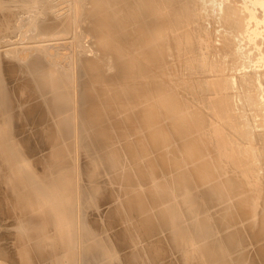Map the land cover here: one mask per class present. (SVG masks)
Returning a JSON list of instances; mask_svg holds the SVG:
<instances>
[{
    "label": "rangeland",
    "instance_id": "1",
    "mask_svg": "<svg viewBox=\"0 0 264 264\" xmlns=\"http://www.w3.org/2000/svg\"><path fill=\"white\" fill-rule=\"evenodd\" d=\"M81 1L83 0H67L66 4L74 7V13L70 16V18H68V20L64 22L61 30L64 29L63 26L69 21V19L71 22V29L75 23L77 24L79 22L83 23V25L85 26H88L90 24L89 23L90 16L88 15L91 14V12L93 13L97 9H100L93 3L92 0H90L91 3L89 5L90 6L89 9H92V11L88 10V12H86V8L81 4ZM182 1L180 2V0L179 1L177 0V2L175 3L174 0L173 1L169 0V2H167V4H169L168 6L169 8L170 6H175V8L173 7L170 9L168 8L169 11L171 10V12H173L175 11V9L176 11L183 10L182 12L180 11L182 14H176V15L175 14H162L161 12L160 14H158L159 12L157 11L156 12L157 14H151V16L148 17V18L153 17L154 19L156 17L155 21H158V20L160 21L159 28H158L159 34L156 36V38L154 37L151 38V40L154 39L153 41H150L148 39L147 45L143 46V47H149V46L154 47V53L152 54V57H150L149 52H147L146 54L143 52L139 54L137 53L138 56L136 57H138V60H135V62L141 63V65H143L142 67H145V70L143 73L144 76L143 75L141 76V74L138 72L133 74L134 76H133L132 81L135 83V86H137V89L135 91H132V94L133 92H137L138 96L131 95L132 96L131 97L130 94H127L121 91L122 93H120V96L117 97L114 94L115 93L114 90L117 87V85L121 84L122 82L119 83L115 81H112V82L109 81V82H102L101 84L99 82H95V85L94 84L92 85L90 84L91 82H89L88 79H86L85 81V78H86L85 75L88 74L85 71L86 72V73L84 72L85 75H82V77L80 75L78 77L79 79L78 82H80L82 78L84 82L81 81L82 83L80 82L81 84L77 86L79 89L77 88V90L76 89L74 90L75 92L79 91V92H76L77 93L76 95H74L75 98L77 97L79 99L74 100L75 104H73L70 107L62 108L60 104V100L55 99L57 98V96L54 95L53 91H51L52 93L51 95V93L49 92L50 90H49L47 92L46 91L43 92L45 93L43 94L44 97L47 95L45 98L42 96L41 93L37 91L35 93L36 95L34 93L28 94L26 96V99L28 100L22 99L23 97L21 96L22 101L20 99L19 103L17 104L15 101L16 107L14 109L17 110L18 108L19 110H22V113L23 111L24 112L26 111L27 113V114L23 113L24 116L22 117V121L24 122H22L21 120L10 122V120H8L9 118L5 116L6 113L8 112V106H6L7 108L6 112L1 111L2 108H0V123L3 122V118L4 120L6 119L9 122V126L7 127V129L0 127L1 132L4 134L3 135L1 133V135L3 136V139H2L3 141L0 142V171L3 169L0 172V199H1L0 200V220L2 219L0 221V230L2 228V230L0 231V261L3 260L4 262L1 261L0 264H10V263L11 264H55L54 260L56 258H57L56 260H59L61 264H131V262L132 264H135V263L136 264H167V263L168 264H231V262L235 258H237L238 255L244 256L246 257V259L250 258L248 259V264H258V262L259 264L261 263L264 264V261H261V260H264V258L260 259L262 256V253L258 250L259 248L264 247V235H262L264 234L262 233L264 232V230H262L261 228L262 226H264V223H262L264 222L262 221L264 220V218L262 219L260 218V217H264V213H262L264 212V201L261 202V200H264L262 199V195H264L262 194L264 193V191L262 190L264 189H261V188H264V186H261V185H264V182H261L262 180H264V177H261V176H264V174H262L264 173L262 172L264 170L260 171L261 169H264V167H262L264 166V164H262L264 163V156H262L264 155V103L260 104V102H264V62H262L264 61V47H262L264 46V14H261V13H264V9L260 8V6L258 5L251 4V6H249V9H253V10H250L251 14L249 15L246 14L247 16H249V17H246L243 11L244 9H246V7H248L249 0H245V1L244 0H239V1L238 0H216V1L215 0L213 1L211 0H204V1L203 0H186L185 2L187 4H185L184 1L183 2ZM95 3L98 4L99 6V2L97 0ZM180 3L181 4L184 3L185 5L182 4L183 6H181L182 8H180ZM243 3H245V5ZM220 4L222 7L220 6ZM43 7H45V3H43L42 0H0V15L2 14L18 15L19 14L23 18H27L26 19L27 20L26 29L28 30V34H30V38H27V41L31 44L33 40H35V38H32L33 35L34 36L46 35L45 33L52 31L49 29L40 28V25L43 24L47 20V17H46L47 14L44 11L45 8ZM183 7L184 9L188 8L189 10L186 9L184 11ZM255 12L257 14H255ZM258 13H260L262 17L260 16V14L258 15ZM257 16L259 17V19L261 17L259 22H258ZM242 18L244 22L242 21ZM152 19L150 20L153 21L154 19L153 20ZM255 20L258 23H262V25L260 24L262 28L258 23L256 24ZM249 26L252 28H256V29L252 30ZM246 30L249 33V37H247L248 33L246 32ZM251 32L253 34L255 33V35H253ZM1 34L2 33H0V35ZM70 34L71 33L64 34V36L68 37L70 36ZM83 36H84L83 34L79 35V41H80L79 44L82 42H85L84 41L85 38ZM244 36L247 37V40H246V37ZM251 36H252V39L250 43ZM253 37L255 40L257 39V41H255ZM5 39H7V37H3V39H0V40L5 41ZM91 39H92V36L90 35L89 37L86 38V42L88 41L91 42L90 41ZM74 40H75V37H74ZM253 43H255L254 44L256 45L255 47ZM85 47L86 48H79V46H77V49H80L79 51L83 52L84 56L85 55L86 57L89 56V58H92L94 62H96L97 64L99 63L98 67L97 66H94L95 68L91 67L90 71H92V73H95L96 71L101 70L103 72L105 71L106 74H112L116 71L117 62H115L116 60L111 53L108 52L110 54L109 55L107 51H104V49L101 50L99 48V45L94 46L92 45V43H90V47L88 46H85ZM189 47L191 48L189 49ZM7 57L8 56H6V59ZM195 57H198L200 59L195 58ZM9 58H11L12 60L9 61ZM14 60L16 59H13L12 57H8L7 62L8 63L10 62L11 64V61H12L13 62L12 65H15V62L16 64L21 63L17 60L16 61ZM24 62L26 61H23V63ZM137 63L133 68H131L132 70H135L138 65L141 66L140 64H137ZM145 63H147L149 66ZM196 63L199 68L195 66ZM198 63H200V65ZM158 64H160V66ZM93 65H96V64L94 63ZM0 66H1V63H0ZM112 66L114 69L112 68ZM62 67H65V69ZM62 67L58 65L56 66L55 64L52 65L51 63H49V65L43 64L42 66H40V68L43 70V78L46 84L48 85V87L58 86V85H62L64 87L65 85L67 86V90H66L67 94H70L72 93V90L70 87V81H69L71 78L68 80L65 78H68V76L73 75L75 72H77V70L73 73L72 66L70 67L62 66ZM146 69L148 72L146 71ZM25 71L28 72V74ZM204 71L207 72V75L205 74L206 72ZM18 72L20 73V76L17 75ZM3 73L4 72L0 70V78L3 82V87L0 88V95L1 93H4L6 89L5 86L7 83H8L7 85L10 84L11 88H13L15 85L20 83L21 80L22 82L20 84H23L26 80L30 82L31 80H33V75H31L32 73L29 71L28 68H26L24 72L23 70L19 71L16 68V70L11 75L12 78L11 77H10L11 79L9 78L10 80L7 79V76H5V74ZM145 73H147V75H145ZM151 73L152 74L154 73V74L148 75ZM200 73H202L203 75ZM14 75H16L15 77L17 78L13 77ZM23 75H24V78H23ZM4 76L6 77L7 80H9L7 81V83H6ZM30 77L32 79H30ZM15 79L17 81L16 82L17 84L15 83ZM214 79L216 80L217 79H220V80L227 79V80L224 81L226 83L222 81L225 85L222 84L221 90H220L218 88L216 89V87L214 89V85L211 83V80H214ZM202 80L204 81L202 82ZM10 81H13L15 84ZM145 82L146 84H144ZM207 82H208V85H207ZM20 84H18L14 88L18 87ZM96 84L98 86H102V90H103L102 92L98 94H96L94 91L96 88ZM156 84L158 86L157 91H155V89L151 90L152 92L150 90H146L149 86L151 85L156 86ZM58 89L62 90L61 86H58ZM51 90H54V89H51ZM80 90L82 91V93L80 92ZM19 92H21V90H19ZM78 93L80 94L78 95ZM23 94L24 92L22 91V95ZM210 95L211 97H209ZM53 96L54 98H52L53 99L52 100L51 97ZM80 96L82 98V101L80 100ZM82 96L85 98V100ZM215 96L216 98H214ZM220 96H224L225 98L229 99L230 103L227 105L229 106L228 107L229 109L226 108L228 109L226 110L228 112L223 111L224 113L217 114V107H215L217 105L216 99H218ZM211 98L214 101L213 105L211 103L212 102ZM14 99L17 100V98L15 97ZM45 99H48V101H50V104H51L50 106H48L49 105L48 101ZM34 100L37 101L36 104L40 103L36 106L37 108L35 107L36 104ZM29 101H31V103ZM99 101L100 103L101 102L104 103L105 106L101 107L102 105L99 103ZM232 101L235 103H233ZM256 101L258 103H256ZM209 103L213 106L212 108H210L211 105ZM214 103L216 105H214ZM11 104L12 103L9 102L8 105L11 106ZM41 104H45V106ZM79 105H81L80 108H79ZM18 106L22 109H20ZM24 106H27L29 109L27 107L23 109ZM39 106H42V107L44 106L43 107L44 109L41 107L40 112H36V110L39 111V108H40ZM46 107L49 110L52 107L51 111H48ZM86 107L87 109H85ZM204 107H206L205 110L203 109ZM96 108L97 110L98 108H100L101 111H105V114L107 115H102V117H100V119L97 122L96 120L93 119L95 122L94 123L92 122V117L94 118L96 113L100 111L98 110L96 112ZM46 109H47L48 114L51 115V118L48 114L45 113ZM84 110H86L87 114H89L88 116L85 113H83L84 115L82 116V112H84ZM41 112L45 114L44 115L45 117L48 116L49 119L48 118L43 119L44 116H42ZM89 112H92V113H89ZM225 112L226 113L231 112L230 113L231 115H228ZM36 113L37 115L40 114L39 115L40 118L32 117V115L34 116L36 115ZM54 113H56V115ZM222 114L224 116L221 117ZM26 115L29 117H27ZM217 115H220L219 116L220 118H218ZM30 116L31 118L33 119L35 118V120H37V122L36 121L34 122L35 124L38 123L36 124L38 125L37 127L35 124L34 125L30 124L31 123ZM84 116H87V117H84ZM23 118L26 120H24ZM86 118L88 119L91 118V120H88L90 121L89 123L86 122L87 121ZM119 118H121V120L123 121H121ZM27 119H29L28 120L29 122L27 121ZM33 119L31 121H34ZM118 119H119V122H117ZM200 120L204 124H202ZM219 120L220 122H218ZM38 121L41 123L39 124ZM53 121H56V122H54L53 124L52 123ZM16 122L19 125L21 123L20 127H18L19 125L16 124ZM27 122L30 125H28ZM223 122H225V125ZM12 123H14V125ZM44 123L45 124L49 123L48 125L50 126H47V125L44 126L45 125ZM51 123L53 124V126H51ZM86 123L87 124L91 123L92 124L90 125L91 127L87 125ZM58 124L59 125L61 124L63 128H66V130H68L67 128L72 126L70 127L72 128V132L71 131L69 132V135H67L68 137L66 135L65 136L62 135L61 133L62 129L61 127L59 128V126H57ZM240 124H243V125H240ZM24 127L26 128L28 127L27 130ZM35 127L37 129L39 127L40 133H38ZM43 127H48V128H45L48 131H50L49 128L52 127L50 128L52 132H55L56 130L55 133L51 134V136H56V137L51 138L52 142H51V139L50 141L49 140L44 141L43 139L40 138L41 135H44L43 133L47 131ZM120 127L122 128L120 129ZM19 128L20 129L24 128V129L20 130ZM41 128L42 130L43 129L45 130V131L43 130V133H41L42 132ZM102 128L104 129V132ZM243 128H244V132L246 129L247 131L249 130L247 132L248 134L242 133L243 131L241 132ZM75 129L77 133H75ZM79 129L81 130L79 131ZM16 131L17 133L19 132L21 133V134L19 133L20 135L18 134L19 137L17 133H15ZM33 131L35 132L34 135H33L34 133ZM105 131H107L106 135L108 133L107 138L105 137L106 136L105 134L104 135L101 134L102 132L105 133ZM214 131H217V132H214ZM26 132L27 134L25 135ZM220 132L222 134H220ZM215 133L217 134L219 133L220 136L226 134L224 137L222 136V138H225L227 136L229 139H231L232 142L234 141L235 143L234 142L233 143H234L235 150L238 148L246 149L248 147L249 150L251 151V155L255 156V157L253 156L254 161L252 165L254 164L256 166L257 164L261 163V165H259L261 169L258 165H257L258 167L257 166L255 167L253 165L248 169L246 168V171H248V175L246 174L247 172L243 174V172L245 171L244 168L242 169L241 166L237 167L236 164L231 162L232 161L231 152H228V154L226 152L227 151L226 148L229 144L227 145L225 144V141H221L220 140L221 137L219 136V134L216 136ZM252 133L253 134L255 133L254 134L255 136ZM37 134L40 136L38 137ZM75 134H76V137H75ZM89 134L90 136H88ZM243 134L245 135L243 136ZM35 135H37L38 137L37 139L36 137L35 138L33 137ZM246 135L247 136L249 135L250 140L246 138L247 137ZM14 136H15V139H13ZM16 136L19 139H17ZM29 136L32 137L34 140L32 138L30 139ZM91 136L95 137L94 139L95 140L97 139V141H94L93 139H91L90 138ZM218 136L220 137L219 139H218ZM213 137H216V139L213 140ZM23 138L27 140L26 141L27 143L24 142L23 144V141H24ZM54 138L56 139V142L54 141L55 140ZM87 138H90L91 141ZM253 138L256 140H254ZM20 139L23 141H21ZM247 139H248V142L250 141L249 143L248 142L246 143ZM92 140L94 141L93 143H92ZM75 144H77V146ZM219 144L220 146H218ZM246 145H250V146L246 147ZM242 146H245L246 148ZM106 147H109V148H106ZM4 149H8L9 154H6V151ZM189 149H192L193 153ZM58 150H60L61 153ZM111 150H116V152L118 151L117 154L119 155V158L115 165H113V163H111L108 159L107 161L104 159V162L106 161L105 163L102 162L103 161L102 158L105 157L103 153L105 154V152H108ZM183 151L184 152L188 151L187 152L188 156ZM220 151L222 152L220 153ZM224 151L226 152V154H224ZM190 152H191V155H190L191 157L188 154ZM237 152H239V150ZM101 155H103V157ZM219 155L221 156V158ZM100 157L102 160H100ZM183 161L185 162V164ZM255 161L257 164H255ZM6 162L9 165H5ZM107 162H108V165H106ZM7 166H9L11 169ZM4 167L7 169L9 168V173L14 174L15 176L13 175L12 178L11 177L8 178V173H7L8 170L4 172L5 171ZM252 167L254 168L255 171L253 170ZM256 169H257V172H256ZM240 171H241V175H239ZM6 173H7V176H6ZM11 174H9V176H12ZM38 175H42V176H38ZM128 175L131 177V181L125 182V176H128ZM256 175L260 177L258 178V176L256 177ZM183 176L188 177V181L190 182V186H189L190 188H188V190L189 191L191 190L190 192L192 193V197L194 199H199L198 201H200V199H204L205 190H207L209 187H212V185H222L223 186L225 183H228L226 182L227 178L228 180H232V181L234 180V183H236L235 180H237V183L235 184L236 185L235 190H231L229 188V185L232 184L231 182L229 184H225L224 185L225 189L223 191V196L225 195L224 197L222 196L221 198H219V200L217 201L215 200L209 205L202 204V207H201L202 209L199 208L196 212L193 211L190 214L188 211L185 210V204L187 205V203L184 204V202L181 200L182 198H180V196L182 197L183 195H182L181 190H178L177 188V186L179 187L180 180L184 178ZM10 179L16 180V182H18L16 186L18 185L19 187H21L19 188V190L21 189V194H19L20 191L16 189L18 187H16L15 185L13 186ZM250 179H251V182L254 179L253 180L254 183L253 182L251 183ZM258 179L260 181H258ZM121 180H124V181L122 182ZM161 180L163 181L165 180V181L161 182ZM169 181L171 182L169 183ZM248 181L249 183L248 185H246L247 184L246 182ZM172 183H173V186H172ZM7 184H8V188H6ZM244 184L246 185V187ZM97 185H99L100 187ZM256 186L258 188L261 186V188L258 189ZM79 187L83 192L79 190ZM249 187H251L252 190H249L250 189ZM131 189H134L136 194H138L140 197L147 196L148 198H150L149 194H151L152 192L154 195V191L157 194L166 195L167 196L166 199L163 197L162 199L159 198V200L156 203L165 204L166 206H172L173 209H177L179 211V217L173 218L172 215H170V212L168 210H165L163 212L169 215L170 222L169 221H167L166 223L163 222V224L157 223L158 226L157 228H154L153 230L154 232L153 231L148 232L146 230V226L144 223V219H145L144 215L141 213L140 209H138L137 207L132 208V206L130 205L131 199L128 200L129 198L128 195ZM253 189L255 192L254 194H252ZM260 189L262 193L259 191ZM255 190H258L260 193L258 191L256 192ZM23 191L28 192L29 194H31L32 197H35V198H32L28 193L24 194ZM134 191H131L130 193L135 194ZM163 191L166 194L163 193ZM246 193L248 195L250 194L249 196L248 195L245 196L247 198L243 196V194L246 195ZM16 194H19V195H16ZM251 194L254 196L251 197L252 196ZM258 194L260 195L262 194V195L260 196ZM13 195L16 197L15 199H17L18 196L20 195L21 196L25 195L23 200L28 201V202L24 201L25 204L28 203L25 205V207H27V205L29 206L30 204L33 207H35L32 210L33 212L30 211V215L28 216V218L24 216L25 215L24 211H23L24 215L20 213L22 212L21 210L25 208L23 206V202L21 203L22 205L19 206V203H20L19 201L18 203L19 207L17 206V203H15V200H14V203L12 202L14 199V197H12ZM78 195L80 196V198ZM240 195L243 197L241 198ZM257 195L260 196L261 198L257 197ZM21 196H20V199L22 200ZM26 197L27 198L31 197L30 198L31 203L28 200L29 198L26 199ZM250 197L255 200H251ZM148 198L147 200H149ZM257 198H259V200ZM32 199H33V202L35 201L33 204H32ZM36 199L39 202V204H40V201L41 203H43V207H41V204L37 205L38 202H36ZM245 199L246 200L250 199L253 204L250 202V200L248 202ZM18 200L19 198L17 199V202ZM239 200L246 201L247 205L246 203L243 204ZM238 201H239L238 203L239 205H234ZM11 202H12L13 207L10 204ZM77 202H79V204ZM157 204L155 203L152 204V208L160 207L159 205L156 206ZM176 204L178 205L176 206ZM181 204L183 206H181ZM31 205L30 207H27V208L32 209L33 207ZM228 205L230 207H228ZM252 205L253 207H251ZM39 206L41 209L39 208V210H37L38 208L36 209V207H39ZM5 207L7 208L5 209ZM59 207H64L65 211L68 212L69 214V219L67 220L62 219L60 214H61V211L64 212V210L60 209ZM177 207H179L181 210ZM19 208L21 210H19ZM77 209L79 210V212ZM224 209L225 211L230 210L232 213L236 215V218L234 219L230 218L228 221L223 220L222 223L229 224L230 225L229 228H232V227L235 229L238 228L237 230L240 233L241 240H240V243H238L236 246L241 245V244L242 245L238 247L234 246V248H238V249H233L234 251L232 250V253H231L232 257H229V258L218 257L217 258L216 254L217 255L219 254L218 251L209 252L207 249L209 247L208 245H209L210 238H206L205 236L197 232L198 234L197 233L193 234L195 238L192 237L193 238L192 240L190 235L188 234L189 225H190V222H192L193 220H198L205 215H208V214L210 216H212L211 214L219 215L218 214L219 211L222 210L221 213H223ZM38 211L39 213H37ZM241 211H245V213L244 215L240 214L241 216L240 217L238 212L240 213ZM256 211H258L260 215L262 216H260L259 213L256 215L257 213ZM94 212H97V213H94ZM184 212H185V217L187 214L190 217L187 215V217L189 218L187 217L185 218L183 214ZM77 213H78V216H77ZM39 214H41L40 217H38ZM44 214H46V218L52 219V220L50 219L51 221L49 220V222L51 223H49L48 219L44 217ZM49 214H50V217L47 216ZM154 215L158 216L159 212H156ZM180 215H183V216H180ZM41 217H42V220H40ZM77 217L79 220L77 219ZM151 217L153 218V215ZM43 219H45L46 221L44 220L45 221L44 222ZM260 220L262 222H260ZM178 222H179V225H178ZM38 223L39 225L41 224V226H39ZM185 223L187 224L186 226H185ZM78 224H80L79 227H78ZM83 225L85 226L84 228H86V230H89L87 233L88 237L86 238H83L82 236ZM259 225L261 226L259 227ZM180 227L181 229H179ZM223 230L219 232L222 233ZM256 230L257 232L255 233ZM174 232L175 233L179 232L178 235H180V237L177 234H175V236L177 235L181 241L176 240L178 239V237L176 236L177 237L176 238L174 235L173 236L175 237L176 241L173 240L172 233ZM219 232L214 233L212 237L215 236L214 238H216L217 236H220ZM244 232L247 233V234L245 233L246 236ZM34 237H36V239ZM171 237H172V241H171ZM90 239L92 240L91 242L92 245H95L94 252H96L97 255L96 257L95 255H89L88 257L82 259V257L84 256H83V253H81L82 252L81 250H83V246L86 244V241L87 240L89 241ZM25 240L27 241L28 244L27 246L26 244L24 245L27 248H30V249L32 248L33 250H29L23 245L24 243L23 241ZM78 241H80L79 243L80 245L78 244ZM177 241L178 243H176ZM83 242L85 243L84 245H83ZM36 243L37 244L39 243V244L37 245ZM40 243L46 247V250L48 249L47 252L46 250L39 252ZM175 243L176 245L177 244L178 245L174 246ZM34 246L36 247L37 250L34 248ZM23 247L25 248L23 249ZM78 248H80V250H78ZM25 249L29 250L31 253L35 250L37 251V254L41 253L38 256L35 255L36 258H34V259H37L40 257L41 259L39 258V260L38 259L31 260L30 258L26 257V255H24L26 251ZM241 250H244V251H241ZM4 252L6 254H4ZM35 252H33L32 254H35ZM78 252L80 253V255ZM203 252L204 254H202ZM42 254H44L43 256L45 257H41ZM132 255L133 257H131ZM127 258L128 259L130 258V259L128 260ZM231 258H233V260ZM142 260H143V263H142ZM146 260H148L147 263H146Z\"/></svg>",
    "mask_w": 264,
    "mask_h": 264
},
{
    "label": "bare ground",
    "instance_id": "2",
    "mask_svg": "<svg viewBox=\"0 0 264 264\" xmlns=\"http://www.w3.org/2000/svg\"><path fill=\"white\" fill-rule=\"evenodd\" d=\"M43 1V3H45V7H43V8H45L44 9V11L46 12V17H47V20L43 23V24H41L40 25V28L41 29H43V28H45V29H49V30H52V31H50V32H48V33H45L46 35H41V36H39V35H36V36H34L33 35V37L32 38H35V40H33V42L30 44L28 41H27V38H30V34H28V30L26 29V24H27V18H23V17H21V15H16V14H2V15H0V33H2L1 35H0V39H3V37H7V39H5V41H1L0 40V63H1V66H0V70H2L4 73L3 74H5V76H7V79H9L10 77H11V75H12V73L16 70V68H17V70H19V71H22L23 70V72H24V70L26 69V68H28L29 69V71L32 73L31 75H33V80H31V82L30 81H28V80H26L23 84H20L21 82H22V80H21V82L20 83H18V84H20L18 87H16V88H14L15 86H17L18 84L16 83L17 81H16V79H15V83L17 84V85H13L12 87L13 88H11V86H10V84L9 85H7L8 83H7V81H9V80H7L6 79V77H5V80H6V86H5V91H4V93H1V95H0V108H2L1 109V111H7V108H6V106H8V112L6 113V115L5 116H7L8 118V120H10V122L12 121H19V120H21L22 121V117L24 116L23 115V113H26V111L24 112L23 111V113H22V110H19L18 108H17V110H15L14 108L16 107V104L17 103H19V101H20V99H21V96L23 97L22 99H25V100H28V99H26V96L28 95V94H30V93H36L37 91L39 92V93H41L42 94V96H43V94H45V93H43L44 91H49L50 93H51V91H53L54 92V95L55 96H57V98H55V99H57V100H60V104H61V107L62 108H66V107H70V106H72L73 104H75V102H74V100H76V99H79V98H75V96L74 95H76L77 93L76 92H79V91H74L75 89L77 90V86L79 85V84H81L82 82L81 81H83L82 79H81V83L80 82H78V77L81 75V77H82V75H85L84 74V72L86 71L88 74L87 75H85L86 76V78H85V81H86V79H88V81L89 82H91L90 84H94L95 85V82H99L100 84L102 83V82H109V81H115V82H122L121 84H119V85H117V87L115 88V90H114V94H115V96H117V97H119L120 96V93H122L121 91H123L124 93H127V94H130V96L132 95H137L138 96V93L137 92H133V94H132V91H135L136 89H137V86H135V83L132 81L133 80V74L134 73H136V72H138V73H140L141 74V76L143 75L144 76V70H145V67H142L143 65H141V63H137V62H135V60H138V57H136V56H138L137 55V53L139 54V53H147V52H149L150 53V57H152V54L154 53V47H152V46H149V47H143V46H145V45H147V43H148V39L150 40V41H153L154 39H152L151 40V38L152 37H154V38H156V36L159 34V30H158V28H159V23H160V21L158 20V21H155V19H156V17H155V19L153 18V17H151V18H148V17H150L151 16V14H157L156 12L158 11L159 13L158 14H160V12L162 13V14H182L181 12L183 11V10H180V11H176V9H175V11H173V12H171V10L169 11L168 10V6H169V4H167V2H169V0H97L98 2H99V6H98V4H96L95 2H96V0H92L93 1V3L97 6V7H99L100 9H97L95 12H91V14H89L88 16H90V18H89V25L88 26H85V25H83V23H75L73 26H72V29H71V22H70V19H69V21L63 26V28L64 29H62L61 30V28H62V25L64 24V22L66 21V20H68V18H70V16L74 13V7L73 6H69L68 4H66V2H67V0H42ZM173 1V0H172ZM179 1V0H178ZM182 0H180V2H181ZM184 1V3L185 4H187L185 1L186 0H183ZM182 1V2H183ZM204 1V0H203ZM211 1H213V0H211ZM216 1V0H215ZM239 1V0H238ZM245 1V0H244ZM174 2L176 3L177 2V0H174ZM190 2V1H189ZM242 2V1H241ZM90 3H91V1L90 0H83V1H81V4L86 8V12H88V10H90V11H92V9H89V5H90ZM184 3H182L183 5H185ZM222 3V2H221ZM224 3V2H223ZM181 3H180V8H182L181 6H183ZM206 4V3H205ZM215 4V3H214ZM225 4V3H224ZM244 5H245V3H243ZM242 4V5H243ZM249 5H248V7H246V9H244V11H243V13H244V15H249V14H251V11L250 10H253V9H249V6H251V4L252 5H258V6H260V8H262V9H264V0H249V3H248ZM199 5V4H198ZM197 5V6H198ZM213 5V4H212ZM247 5V4H246ZM188 6V5H187ZM220 6H221V4H220ZM175 8V6H170V8ZM186 7V6H185ZM207 7V6H206ZM222 7V6H221ZM244 7V6H243ZM254 7V6H253ZM257 7V6H256ZM169 8V9H170ZM200 8H202V7H200ZM183 9H184V7H183ZM186 9H188V8H186ZM186 9H184V11L186 10ZM195 9H196V7H195ZM207 9V8H206ZM212 9H214V8H212ZM243 9V8H242ZM257 9V8H256ZM178 10H179V8H178ZM189 10V9H188ZM203 10H204V8H203ZM258 10V9H257ZM216 11V10H215ZM239 11V10H238ZM261 11V10H260ZM184 13V12H183ZM216 13V12H215ZM150 14V15H149ZM255 14H257L256 12H255ZM260 13H258V15H259ZM261 14H264V13H261ZM261 14H260V16H261ZM175 15H174V17H175ZM246 15V17H249V16H247ZM254 15V14H253ZM253 15H252V17H253ZM152 16H154V15H152ZM166 17V16H165ZM170 17V16H169ZM244 17V16H243ZM258 17V16H257ZM262 17V16H261ZM261 17H260V19H261ZM154 20H153V19ZM150 19H152L153 21H151ZM178 19V18H177ZM245 19V18H244ZM255 19V18H254ZM259 17H258V22H259ZM172 20H173V18H172ZM256 20H257V18H256ZM256 20H255V22H256ZM178 21V20H177ZM176 21V22H177ZM242 21L244 22V20H243V18H242ZM249 21V20H248ZM248 21H247V23H248ZM181 22V21H180ZM250 22V21H249ZM251 22H252V20H251ZM258 22H256V24L258 23ZM245 24V23H244ZM259 25L261 24L262 25V23H258ZM177 25V24H176ZM246 25V24H245ZM250 25V24H249ZM260 25V26H261ZM251 26V25H250ZM249 26V27H250ZM253 26V25H252ZM255 26V25H254ZM259 26V27H260ZM247 28V27H246ZM252 30L253 29H256V28H252V27H250ZM258 28V27H257ZM261 28H262V26H261ZM69 29H71V30H69ZM242 29H243V27H242ZM245 29V28H244ZM247 30H249V29H247ZM246 30V32L248 33V31ZM251 31V30H250ZM258 31V30H257ZM242 32H243V30H242ZM255 32H256V30H255ZM260 32V31H259ZM69 33H71L70 34V36H68V37H70V38H68V37H65L64 36V34H69ZM246 33V34H247ZM252 33V32H251ZM251 33H250V35H251ZM262 33V32H261ZM81 34H83L84 36V38H85V42H82V43H80L79 44V35H81ZM253 34V33H252ZM49 35V36H48ZM92 36V39L90 40L91 42H86V38L87 37H89V36ZM248 35V36H247ZM246 36L247 37H249V33L247 34ZM253 35H255V33L253 34ZM246 36H244V37H246ZM261 36V35H260ZM74 37H75V40H74ZM247 37H246V40H247ZM73 38V39H72ZM239 38H241V37H239ZM236 39V38H235ZM237 39H238V37H237ZM251 39H252V36H251V38H250V43H251ZM253 39H254V37H253ZM245 40V41H246ZM255 40V39H254ZM254 40H252V41H254ZM249 41V40H248ZM247 41V42H248ZM255 41H257V39L255 40ZM243 42V41H242ZM260 42V41H259ZM90 43H92V45H94V46H97V45H99V48L101 49V50H103L104 49V51H107V53L109 52V53H111L113 56H114V58H115V62H117L116 63V71L114 72V73H112V74H106L105 73V71L103 72V71H101V70H98V71H96L95 73H92V71H90L91 70V67H94V66H97L98 67V65H99V63L97 64L96 62H94L93 60H92V58H89V56H87L86 57V55L84 56L83 55V52H81V51H79L80 49H77V46H79V48H86L85 46H88V47H90ZM237 43V42H236ZM153 44V43H152ZM245 44V43H244ZM255 43H253V45H254ZM149 45V44H148ZM251 45V44H250ZM252 45V46H253ZM235 46V45H234ZM256 45H254V47H255ZM241 47V46H240ZM248 47V46H247ZM251 47V46H250ZM262 47H264V46H262ZM191 47H189V49H190ZM237 48H238V46H237ZM257 48V47H256ZM244 49V48H243ZM247 49V48H246ZM255 49V48H254ZM157 50V49H156ZM140 51V52H139ZM159 51V50H158ZM236 51V50H235ZM243 51V50H242ZM247 51V50H246ZM253 51V50H252ZM251 51V52H252ZM124 52H126V53H124ZM161 52V51H160ZM188 52V51H187ZM201 52V51H200ZM204 52V51H203ZM108 53V54H109ZM193 53V52H192ZM249 53V52H248ZM253 53V52H252ZM160 54H162V53H160ZM110 55V54H109ZM156 55V54H155ZM189 55V54H188ZM247 55V54H246ZM6 56H8V57H12L13 59H16L17 61H19V62H21V63H17L16 64V62H15V65H12L13 64V62L11 61V64H10V62L8 63L7 62V60H8V57H7V59H6ZM196 56V55H195ZM221 56V55H220ZM245 56V55H244ZM250 57V56H249ZM146 58V57H145ZM144 58V59H145ZM195 58H198V57H195ZM254 58V57H253ZM111 59V58H110ZM142 59V58H141ZM198 59H200V58H198ZM249 59V58H248ZM262 59V58H261ZM10 60H12L11 58H9V61ZM16 60H14V61H16ZM143 60V59H142ZM160 60V59H159ZM23 61H26V62H24L23 63ZM113 61V60H112ZM112 61H111V63H112ZM144 61H146V60H144ZM196 61V60H195ZM248 61V60H247ZM246 61V62H247ZM260 61V60H259ZM45 62V63H44ZM51 63L52 65L53 64H55L56 66L58 65V66H60V67H62V66H72V72L74 73L76 70H77V72H75V73H77V74H73V75H70V76H68V78H65V79H70L69 81H70V87H71V90H72V93H70V94H67V92H66V90H67V86H65L64 85V87L62 86V85H58V86H61V89L62 90H60V89H58V86H51V87H48V85L46 84V82H45V80H44V78H43V70L40 68V66H42L43 64H48L49 65V63ZM129 63V65H128V63ZM143 62V61H142ZM152 62V61H151ZM201 62V61H200ZM262 62H264V61H262ZM96 64V65H93V64ZM136 63L137 64H140L141 66H137L136 67V69L135 70H132L131 68H133L135 65H136ZM154 63V62H153ZM152 63V64H153ZM158 63V62H157ZM251 63V62H250ZM259 63V62H258ZM145 64H147V63H145ZM199 65H200V63H198ZM203 64V63H202ZM205 64H207V63H205ZM261 64V63H260ZM148 65V64H147ZM159 66H160V64H158ZM246 65V64H245ZM249 65V64H248ZM255 65V64H254ZM108 66V65H107ZM114 66V65H113ZM113 66H112V68H113ZM149 66V65H148ZM156 66V65H155ZM196 67H198L197 66V63H196V65H195ZM202 66V65H201ZM130 67V68H129ZM188 67V66H187ZM240 67H241V65H240ZM254 67V66H253ZM62 68H64L65 69V67H62ZM66 68H68V67H66ZM95 68V67H94ZM192 68V67H191ZM199 68V67H198ZM203 68H205V67H203ZM15 69V70H14ZM68 69H70V68H68ZM100 69V68H99ZM114 69V68H113ZM150 69V68H149ZM206 69H207V67H206ZM220 69V68H219ZM196 70V69H195ZM246 70V69H245ZM146 71H147V69H146ZM150 71V70H149ZM189 71V70H188ZM200 71V70H199ZM207 71V70H206ZM206 71H204V72H206ZM26 72V71H25ZM61 72V71H60ZM85 72V73H86ZM109 72V71H108ZM148 72V71H147ZM201 72V71H200ZM19 73V72H18ZM17 73V75H19L20 76V73L18 74ZM27 74H28V72H26ZM62 73V72H61ZM64 73V72H63ZM218 73H220V72H218ZM222 73V72H221ZM16 74V73H15ZM24 74V73H23ZM26 74V75H27ZM30 74V73H29ZM65 74V73H64ZM154 74V73H153ZM152 73L151 74H148V75H153ZM195 74V73H194ZM200 74H202V73H200ZM206 75H207V72L205 73ZM145 75H147V73H145ZM203 75V74H202ZM211 75V74H210ZM217 75V74H216ZM253 75V74H252ZM16 75H14L13 77H15ZM136 76V75H135ZM220 76V75H219ZM225 76V75H224ZM223 76V77H224ZM66 77H67V75H66ZM229 77V76H228ZM15 78H17V77H15ZM23 78H24V75H23ZM29 78V77H28ZM28 78H26V79H28ZM76 78H77V80H76ZM157 78V77H156ZM206 78V77H205ZM208 78V77H207ZM218 78V77H217ZM236 78V77H235ZM22 79V78H21ZM30 79H32L31 77H30ZM110 79V80H109ZM135 79V78H134ZM223 79V78H222ZM220 80V79H214V80H211V83L214 85V89H215V87H216V89L218 88V89H220L221 90V86H222V84L223 85H225L224 83H226V82H224V81H226V80ZM13 80V79H12ZM76 80V81H75ZM91 80V81H90ZM140 80V79H139ZM144 80V79H143ZM250 80V79H249ZM34 81V82H33ZM196 81V80H195ZM204 80H202V82H203ZM210 81V80H209ZM215 81V82H214ZM224 83H223V82ZM234 81V80H233ZM243 81V80H242ZM10 82H13V81H10ZM84 82V81H83ZM88 82V83H89ZM198 82V81H197ZM14 83V82H13ZM14 83V84H15ZM86 83V82H85ZM154 83V82H153ZM152 83V84H153ZM175 83V82H174ZM229 83V82H228ZM144 84H146V82L144 83ZM160 84V83H159ZM193 84H195V83H193ZM201 84V83H200ZM12 85V84H11ZM143 85V84H142ZM203 85V84H202ZM207 85H208V82H207ZM227 85V84H226ZM82 86V85H81ZM147 86V85H146ZM161 86V85H160ZM204 86H206V85H204ZM260 86V85H259ZM3 87V82H2V80H1V78H0V88H2ZM80 87V86H79ZM148 87V86H147ZM155 87V88H154ZM242 87V86H241ZM83 88V87H82ZM157 88H158V86H157V84H156V86H154V85H151V86H149L146 90H154L155 89V91H157ZM200 88V87H199ZM198 88V89H199ZM51 89H54V90H51ZM79 89V88H78ZM208 89V88H207ZM213 89V88H212ZM19 90H21V92H19ZM64 90V91H63ZM83 90V89H82ZM93 90V89H92ZM145 90V91H146ZM197 90V89H196ZM22 91L24 92V94L22 95ZM95 93L96 94H98V93H100V92H102L103 90H102V86H98L97 84H96V88H95ZM142 91V90H141ZM140 91V92H141ZM149 91V92H150ZM154 91V92H155ZM200 91V90H199ZM215 91V90H214ZM74 92H75V94H74ZM80 92L82 93V91L80 90ZM152 92V91H151ZM176 92V91H175ZM188 92V91H187ZM195 92V91H194ZM213 92V91H212ZM217 92V91H216ZM240 92V91H239ZM157 93V92H156ZM201 93V92H200ZM204 93V92H203ZM218 93H220V92H218ZM21 94V95H20ZM48 94V93H47ZM80 93H78V95H79ZM241 94V93H240ZM239 94V95H240ZM260 94V93H259ZM36 95V94H35ZM40 95V94H39ZM51 95H52V93H51ZM50 95V96H51ZM83 95V94H82ZM84 95H86V94H84ZM107 95V94H106ZM122 95V94H121ZM222 95V94H221ZM242 95V94H241ZM246 95V94H245ZM33 96V95H32ZM47 96V95H46ZM45 96V97H46ZM123 96V95H122ZM131 96V97H132ZM156 96V95H155ZM186 96V95H185ZM195 96V95H194ZM198 96V95H197ZM251 96V95H250ZM261 96V95H260ZM14 97L15 98H17V100H15L14 99ZM44 97V96H43ZM44 97V98H45ZM83 97V96H82ZM190 97H192V96H190ZM209 97H211V95L209 96ZM237 97V96H236ZM27 98H29V97H27ZM31 98V97H30ZM52 98H54V96L53 97H51V99ZM84 98V97H83ZM88 98V97H87ZM206 98V97H205ZM204 98V99H205ZM208 98V97H207ZM213 98V97H212ZM211 98V99H212ZM214 98H216V96L214 97ZM231 98V97H230ZM240 98H241V96H240ZM239 98V99H240ZM252 98V97H251ZM250 98V99H251ZM22 99H21V101H22ZM99 99V98H98ZM142 99V98H141ZM180 99V98H179ZM203 99V100H204ZM210 99V100H211ZM238 99V98H237ZM244 99V98H243ZM246 99V98H245ZM248 99V98H247ZM254 99V98H253ZM260 99V98H259ZM39 100V99H38ZM43 100V99H42ZM45 100H47L48 101V99H45ZM53 100V99H52ZM80 100L82 101V98H81V96H80ZM84 100H85V98H84ZM103 100V99H102ZM113 100V99H112ZM125 100V99H124ZM136 100V99H135ZM146 100V99H145ZM196 100V99H195ZM232 100V99H231ZM256 100V99H255ZM261 100V99H260ZM259 100V101H260ZM15 101H16V104H15ZM18 101V102H17ZM35 101V100H34ZM78 101V100H77ZM87 101V100H86ZM153 101V100H152ZM184 101V100H183ZM216 101H217V105L214 103V105H216L215 107H217V114H221V113H224L223 111H226V110H228L229 108V106H227L229 103H230V100L229 99H227V98H225L224 96H220L218 99H216ZM237 101V100H236ZM247 101V100H246ZM262 101V100H261ZM9 102H11L12 104H11V106H9L8 104H9ZM28 102V101H27ZM30 103H31V101H29ZM36 102L37 101H35V104H36ZM42 102V101H41ZM44 102H46V101H44ZM55 102V101H54ZM57 102V101H56ZM96 102V101H95ZM135 102V101H134ZM201 102V101H200ZM213 99H212V105H213ZM233 102V101H232ZM255 102V101H254ZM43 103V102H42ZM86 103V102H85ZM99 103H100V101H99ZM121 103V102H120ZM202 103V102H201ZM208 103V102H207ZM233 103H235V102H233ZM249 103V102H248ZM251 103V102H250ZM256 103H258L257 101H256ZM255 103V104H256ZM261 103H264V102H260V104ZM23 104V103H22ZM21 104V105H22ZM28 104V103H27ZM38 104H40V103H38ZM38 104H36L35 105V107L38 105ZM47 104V103H46ZM48 106H50L51 104H50V101H48ZM56 104V103H55ZM59 104V103H58ZM102 106L101 107H103V106H105L104 105V103H100ZM134 104V103H133ZM146 104V103H145ZM190 104V103H189ZM210 104V103H209ZM19 105V104H18ZM20 105V106H21ZM31 105V104H30ZM41 105H44L45 106V104H41ZM82 105V104H81ZM81 105H79V108H80V106ZM99 105V104H98ZM147 105V104H146ZM169 105H171V104H169ZM211 105V104H210ZM211 105V107L210 108H212L213 106ZM234 105V104H233ZM242 105V104H241ZM249 105V104H248ZM43 106V107H44ZM56 106V105H55ZM77 106V105H76ZM76 106H75V108H76ZM83 106V105H82ZM86 106V105H85ZM93 106H95V105H93ZM161 106V105H160ZM199 106V105H198ZM227 106V107H226ZM19 107V106H18ZM25 107H27V106H24L23 107V109L25 108ZM40 107V108H39ZM38 108H39V111H37L36 110V112H40V109H41V107L42 106H39ZM42 107V108H43ZM57 107V106H56ZM88 107V106H87ZM87 107L85 108V109H87ZM100 107V106H99ZM232 107V106H231ZM230 107V108H231ZM234 107V106H233ZM241 107V106H240ZM20 108V107H19ZM28 108V107H27ZM37 108V107H36ZM47 108V107H46ZM74 108V109H75ZM90 108V107H89ZM138 108V107H137ZM205 108L206 107H204L203 109L205 110ZM226 108H228V109H226ZM20 109H22V108H20ZM29 109V108H28ZM44 109V108H43ZM48 109V108H47ZM47 109H46V114H48V112H47ZM51 109H52V107H51ZM51 109L49 110L48 109V111H51ZM61 109V108H60ZM68 109V108H67ZM94 109V108H93ZM103 109V108H102ZM216 109V108H215ZM234 109V108H233ZM31 110H32V108H31ZM35 110V109H34ZM89 110V109H88ZM98 110H100V108H98ZM97 110V108H96V112L98 111ZM118 110V109H117ZM182 110V109H181ZM210 110V109H209ZM214 110V109H213ZM232 110V109H231ZM42 111V110H41ZM44 111V110H43ZM53 111V110H52ZM81 111V110H80ZM79 111V112H80ZM159 111V110H158ZM173 111V110H172ZM240 111V110H239ZM33 112V111H32ZM76 112V111H75ZM179 112V111H178ZM209 112V111H208ZM214 112V111H213ZM212 112V113H213ZM226 112H228V111H226ZM225 112V113H226ZM34 113H35V111H34ZM42 113V116H44L45 114H43V112H41ZM83 113H85V114H87V112H86V110H84V112H82V116L84 115ZM89 113H92V112H89ZM150 113V112H149ZM160 113V112H159ZM199 113V112H198ZM231 113V112H230ZM230 113H226V114H228V115H231ZM236 113V112H235ZM27 114V113H26ZM32 114V113H31ZM55 115H56V113H54ZM58 114V113H57ZM164 114V113H163ZM193 114V113H192ZM209 114V113H208ZM215 114V113H214ZM241 114V113H240ZM2 115H4V114H2ZM30 115V114H29ZM36 115H37V113H36ZM32 115V117H37V118H40V114L39 115ZM49 116H50V118H51V115L50 114H48ZM89 114H87V116H88ZM102 115H107V114H105V111H99V112H97L96 113V115H95V117L93 118L92 117V122H94V120H96V122L100 119V117H102ZM129 115V114H128ZM146 115V114H145ZM144 115V116H145ZM227 115V116H228ZM27 116V115H26ZM25 116V117H26ZM39 116V117H38ZM41 116V117H42ZM81 116V117H82ZM87 116H84V117H87ZM91 116V115H90ZM143 116V117H144ZM162 116V115H161ZM171 116V115H170ZM169 116V117H170ZM173 116H174V114H173ZM176 116V115H175ZM216 116V115H215ZM218 116V118H220L219 116L220 115H217ZM222 116H224L223 114L221 115V117ZM27 117H29V116H27ZM165 117V116H164ZM164 117H162V118H164ZM178 117V116H177ZM226 117V116H225ZM230 117V116H229ZM228 117V118H229ZM44 118H48V116H44L43 117V119ZM54 118V117H53ZM52 118V119H53ZM150 118V117H149ZM200 118V117H199ZM202 118V117H201ZM208 118V117H207ZM218 118H217V120H218ZM239 118V117H238ZM241 118V117H240ZM24 119V118H23ZM30 119L32 120L33 118H31V116H30ZM49 119V118H48ZM48 119H46V120H48ZM51 119V120H52ZM61 119V118H60ZM76 119V118H75ZM87 119V123H89L90 121H88V120H91V118L90 119H88V118H86ZM94 119V120H93ZM120 120H121V118H119ZM119 119L117 120V122H119ZM185 119V118H184ZM247 119V118H246ZM2 120V119H1ZM24 120H26V119H24ZM29 119H27V121H28ZM30 120V124H35L34 122L36 121L37 122V120H35V118L33 119L34 121H31ZM46 120H45V122H46ZM54 120V119H53ZM62 120V119H61ZM203 120V119H202ZM237 120H239V119H237ZM20 121V122H21ZM50 121V120H49ZM60 121V120H59ZM66 121V120H65ZM80 121V120H79ZM85 121V120H84ZM103 121V120H102ZM106 121V120H105ZM121 121H123V120H121ZM194 121V120H193ZM201 121V120H200ZM208 121V120H207ZM22 122H24V121H22ZM26 122V121H25ZM29 122V121H28ZM28 122H27V124H28ZM33 122V123H32ZM39 122V121H38ZM51 122V121H50ZM54 122H56V121H53L52 123L54 124ZM91 122V123H92ZM101 122V121H100ZM114 122H115V120H114ZM181 122V121H180ZM195 122V121H194ZM213 122V121H212ZM218 122H220V120L218 121ZM41 122H39V124H40ZM51 123V126H53V124ZM86 123V124H87ZM87 124V125H92V124ZM95 123V122H94ZM102 123V122H101ZM105 123V122H104ZM103 123V124H104ZM134 123H135V121H134ZM193 123V122H192ZM201 123H202V121H201ZM224 123V125H225V122H223ZM238 123V122H237ZM240 123V122H239ZM250 123V122H249ZM13 125H14V123H12ZM16 124H18L17 122H16ZM23 124V123H22ZM30 124H28V125H30ZM36 124H38V123H36ZM35 124V125H36ZM45 124V123H44ZM49 123H46L44 126H50V125H48ZM121 124V123H120ZM199 124H200V122H199ZM202 124H204V123H202ZM253 124H255V123H253ZM19 125V124H18ZM20 125H21V123H20ZM20 125L18 126V127H20ZM26 125V124H25ZM27 125V126H28ZM32 125V126H33ZM43 125V124H42ZM79 125V124H78ZM190 125V124H189ZM211 125V124H210ZM214 125V124H213ZM228 125V124H227ZM240 125H243V124H240ZM246 125V124H245ZM249 125V124H248ZM258 125V124H257ZM9 126V122L5 119L4 120V118H3V122H1L0 123V127H2V128H6L7 129V127ZM38 125H36V127H37ZM57 126H59V128L61 127V129H62V135L63 136H67V135H69V132L71 131L72 132V128H70V127H72V126H70L69 128H67L68 130H66V128H63L62 127V125L60 124H58ZM129 126V125H128ZM135 126V125H134ZM217 126V125H216ZM239 126V125H238ZM260 126V125H259ZM23 127V126H22ZM35 127V129L38 131V133H40L39 131H40V129H39V127H38V129ZM66 127V126H65ZM83 127V126H82ZM81 127V128H82ZM91 127V126H90ZM197 127V126H196ZM224 127H226V126H224ZM241 127V126H240ZM251 127V126H250ZM255 127V126H254ZM14 128V127H13ZM24 128H26V127H24ZM23 128V129H24ZM28 128V127H27ZM27 128H26V130H27ZM44 129L45 128H48V127H43ZM50 128H52V127H50ZM49 128V130L51 131V129ZM77 128V127H76ZM94 128V127H93ZM122 127H120V129H121ZM216 128V127H215ZM15 129H17V128H15ZM20 129V128H19ZM22 129V128H21ZM20 129V130H21ZM22 129V130H23ZM34 129V128H33ZM43 129V130H44ZM54 129V128H53ZM52 129V130H53ZM55 129H56V127H55ZM54 129V130H55ZM64 129V130H63ZM103 129V128H102ZM110 129V128H109ZM119 129V128H118ZM214 129V128H213ZM223 129V128H222ZM246 129V128H245ZM25 130V131H26ZM32 130V129H31ZM35 130V131H36ZM43 130H42V128H41V133H43ZM45 130H47V129H45ZM44 130V131H45ZM53 130V131H54ZM59 130V129H58ZM81 129H79V131H80ZM85 130V129H84ZM91 130V129H90ZM216 130V129H215ZM217 130H218V128H217ZM251 130V129H250ZM260 130V129H259ZM258 130V131H259ZM15 131V130H14ZM50 131H46L45 133H43L44 135H41V139H43L44 141L45 140H49L50 141V139L51 138H53V137H56V136H51V134L52 133H55L56 132V130H55V132H50ZM61 131V130H60ZM83 131V130H82ZM121 131V130H120ZM128 131V130H127ZM240 131V130H239ZM243 131V132H242ZM249 131V130H248ZM247 131V129L245 130V132H244V128H243V130H241V132L242 133H247L248 132ZM255 131H257V130H255ZM24 132V131H23ZM29 132H30V130H29ZM32 132V131H31ZM34 132V131H33ZM84 132V131H83ZM103 132H104V129H103ZM101 133V134H105L106 135V132L107 131H105V133ZM156 132V131H155ZM214 132H217V131H214ZM214 132H213V134H214ZM218 132H219V130H218ZM223 132V131H222ZM1 129H0V142L1 141H3L2 139H3V136L1 135ZM15 133H17V131L15 132ZM20 133V132H19ZM19 133H17V135L19 134ZM37 133V132H36ZM75 133H77L76 132V129H75ZM209 133V132H208ZM225 133V132H224ZM240 133V132H239ZM241 133V134H242ZM3 134V133H2ZM21 134V133H20ZM19 134V135H20ZM22 134H24V133H22ZM27 134V132L25 133V135ZM35 134V132L33 133V135ZM113 134V133H112ZM216 134V136L219 134H217V133H215ZM220 134H222L221 132H220ZM220 134H219V136H220ZM248 134V133H247ZM253 134V133H252ZM251 134V135H252ZM255 134V133H254ZM253 134V135H254ZM260 134V133H259ZM4 135V134H3ZM19 135H18V137H19ZM32 135V134H31ZM38 135V134H37ZM37 135H35V136H33L34 138L36 137V139L40 136V135H38V137H37ZM81 135V134H80ZM97 135V134H96ZM107 135H108V133H107ZM107 135L105 136L106 138H107ZM226 135V134H225ZM225 135H222L223 137L225 136ZM228 135V134H227ZM245 134H243V136H244ZM250 135V134H249ZM249 135L246 137V138H248L249 139ZM24 136V135H23ZM22 136V137H23ZM43 136V137H42ZM72 136V135H71ZM88 136H90V134L88 135ZM100 136V135H99ZM211 136V135H210ZM218 136V139L221 137L222 138V136H220L219 137ZM255 136V135H254ZM17 137V136H16ZM17 137V139H19ZM21 137V138H22ZM26 137V136H25ZM24 137V138H25ZM68 137V136H67ZM75 137H76V134H75ZM84 137H85V135H84ZM252 137V136H251ZM258 137V136H257ZM23 138V139H24ZM27 138V137H26ZM29 138L31 139L32 137H30L29 136ZM91 139H93L94 141H97V139L95 140L94 138L95 137H90ZM90 138H87V139H89L90 140ZM175 138V137H174ZM183 138V137H182ZM220 138V140L221 141H225V144H229L228 146H227V148H226V152H227V154H228V152H231V157H232V161L231 162H233L234 164H236L237 165V167L238 166H241V168L243 169L244 168V172H243V174L245 173V172H247L246 174L248 175V171H246V168L248 169V168H250L251 166H253L252 165V163H253V161H254V157L251 155V151L249 150V148L247 147V146H250V145H246V147L245 146H242V147H245L246 149H236L235 150V148H234V143L231 141V139H229L227 136L225 137V138H222L221 139ZM13 139H15V136H14V138ZM33 139V138H32ZM35 139V140H36ZM55 139V138H54ZM53 139V140H54ZM216 139V137H213V140H215ZM248 139H247V141L246 140H244V141H246V143L248 142ZM254 139V138H253ZM21 140V139H20ZM34 140V139H33ZM33 140H32V142H33ZM84 140V139H83ZM92 140V143L94 142ZM183 140V139H182ZM235 140V139H234ZM250 140V139H249ZM254 140H256V139H254ZM21 141H23V140H21ZM27 140H25L24 139V141H23V144H24V142H26ZM39 141V140H38ZM41 141V140H40ZM46 141V142H47ZM55 142H56V139L54 140ZM77 141V140H76ZM91 141V140H90ZM98 141H99V139H98ZM112 141V140H111ZM117 141V140H116ZM193 141V140H192ZM196 141V140H195ZM18 142V141H17ZM29 142V141H28ZM36 142V141H35ZM51 142H52V139H51ZM118 142V141H117ZM176 142V141H175ZM187 142V141H186ZM237 142V141H236ZM241 142V141H240ZM250 142V141H249ZM248 142V143H249ZM253 142V141H252ZM261 142V141H260ZM27 143V142H26ZM50 143V142H49ZM88 143V142H87ZM91 143V144H92ZM244 143V142H243ZM243 143H242V145H243ZM51 144V143H50ZM55 144V143H54ZM53 144V145H54ZM90 144V145H91ZM98 144V143H97ZM148 144V143H147ZM188 144V143H187ZM205 144V143H204ZM245 144V143H244ZM52 145V146H53ZM76 146H77V144H75ZM235 145H237V144H235ZM239 145V144H238ZM252 145V144H251ZM73 146V145H72ZM75 146V147H76ZM99 146V145H98ZM114 146V145H113ZM192 146V145H191ZM202 146H204V145H202ZM218 146H220V144L218 145ZM253 146V145H252ZM260 146V145H259ZM40 147V146H39ZM86 147V146H85ZM112 147V146H111ZM110 147V148H111ZM89 148V147H88ZM106 148H109V147H106ZM178 148H179V146H178ZM185 148V147H184ZM196 148V147H195ZM220 148V147H219ZM218 148V149H219ZM241 148V147H240ZM197 149V148H196ZM199 149V148H198ZM202 149V148H201ZM212 149V148H211ZM222 149V148H221ZM224 149V148H223ZM250 149H251V147H250ZM253 149H255V148H253ZM252 149V150H253ZM5 151H6V154H9V151H8V149H4ZM55 150V149H54ZM184 150V149H183ZM191 152H192V149H189ZM194 150V149H193ZM204 150H205V148H204ZM215 150V149H214ZM239 150V152H237ZM256 150H258V149H256ZM260 150V149H259ZM59 152H60V150H58ZM126 151V150H125ZM168 151V150H167ZM196 151V150H195ZM219 151V150H218ZM218 151H216V152H218ZM56 152V151H55ZM54 152V153H55ZM118 152V151H117ZM117 152H116V150H111V151H108V152H105V154L103 153V155L105 156L104 158H102L103 159V161L102 162H104V159L107 161V159L111 162V163H113V165H115L116 164V162L118 161V158H119V155L117 154ZM122 152V151H121ZM177 152V151H176ZM184 152V151H183ZM188 152V151H187ZM187 152L185 151L184 153H186V155H187ZM191 152L190 153H188L189 154V156L191 155ZM222 151H220V153H221ZM226 152L224 151V154H226ZM255 152V151H254ZM61 153V152H60ZM63 153V152H62ZM123 153V152H122ZM178 153V152H177ZM193 153V152H192ZM93 154V153H92ZM126 154V153H125ZM202 154V153H201ZM210 154V153H209ZM219 154V153H218ZM223 154V153H222ZM252 154H254V153H252ZM61 155V154H60ZM103 155H101L102 157H103ZM121 155V154H120ZM257 155V154H256ZM259 155V154H258ZM27 156V155H26ZM89 156V155H88ZM122 156V155H121ZM188 156V155H187ZM220 156V155H219ZM218 156V157H219ZM262 156H264V155H262ZM55 157V156H54ZM184 157H186V156H184ZM191 157V156H190ZM189 157V158H190ZM200 157H202V156H200ZM121 158V157H120ZM123 158V157H122ZM128 158V157H127ZM139 158V157H138ZM205 158V157H204ZM210 158V157H209ZM220 158H221V156H220ZM89 159V158H88ZM101 159V157H100V160H102ZM195 159V158H194ZM255 159H257V158H255ZM141 160V159H140ZM209 160V159H208ZM105 161V162H106ZM108 161V162H109ZM169 161V160H168ZM204 161V160H203ZM220 161V160H219ZM58 162V161H57ZM100 162V161H99ZM104 162V163H105ZM108 162L106 163V165H108ZM123 162H125V161H123ZM130 162V161H129ZM184 162V161H183ZM182 162V163H183ZM210 162H212V161H210ZM257 162H259V161H257ZM83 163V162H82ZM169 163V162H168ZM5 164V163H4ZM44 164V163H43ZM79 164V163H78ZM84 164V163H83ZM89 164V163H88ZM135 164V163H134ZM184 164H185V162H184ZM224 164V163H223ZM233 164V165H234ZM255 164H257L256 163V161H255ZM262 164H264V163H262ZM5 165H9L7 162H6V164ZM100 165V164H99ZM112 165V164H111ZM209 165V164H208ZM212 165H214V164H212ZM232 165V166H233ZM258 166L259 165H261V163H259V164H257ZM256 165V166H257ZM119 166V165H118ZM124 166V165H123ZM185 166V165H184ZM255 166V165H254ZM255 166V167H256ZM257 166V167H258ZM6 167V166H5ZM4 167V172H6V170H8V178H12L13 177V175L14 174H11V173H9V166H7V167H9L8 169L7 168H5ZM84 167V166H83ZM89 167V166H88ZM92 167V166H91ZM107 167V166H106ZM146 167V166H145ZM180 167V166H179ZM209 167V166H208ZM211 167H213V166H211ZM260 167V166H259ZM262 167H264V166H262ZM2 168H3V166H2ZM97 168H99V167H97ZM160 168V167H159ZM216 168V167H215ZM253 168V167H252ZM251 168V169H252ZM11 169V168H10ZM113 169V168H112ZM185 169V168H184ZM239 169V168H238ZM257 169H259V168H257ZM257 169H256V172H257ZM260 169H261V167H260ZM3 170V169H2ZM1 170V171H2ZM81 170H82V168H81ZM170 170V169H169ZM208 170V169H207ZM216 170V169H215ZM214 170V171H215ZM218 170V169H217ZM221 170V169H220ZM250 170V169H249ZM253 170H254V168H253ZM262 170H264V169H261L260 171H262ZM0 171V172H1ZM79 171V170H78ZM109 171V170H108ZM124 171H126V170H124ZM179 171V170H178ZM235 171V170H234ZM238 171V170H237ZM251 171V170H250ZM255 171V170H254ZM3 172V173H4ZM10 172H12V171H10ZM185 172V171H184ZM190 172V171H189ZM192 172V171H191ZM218 172V171H217ZM227 172V171H226ZM225 172V173H226ZM255 172V173H256ZM262 172H264V171H262ZM7 173H6V176H7ZM15 173V172H14ZM36 173V172H35ZM45 173H47V172H45ZM110 173V172H109ZM135 173V172H134ZM206 173V172H205ZM228 173V172H227ZM233 173V172H232ZM252 173V172H251ZM258 173H259V171H258ZM9 174H11L12 176H9ZM37 174V173H36ZM79 174V173H78ZM88 174H89V172H88ZM108 174V173H107ZM119 174V173H118ZM172 174V173H171ZM170 174V175H171ZM217 174V173H216ZM224 174V173H223ZM230 174V173H229ZM234 174V173H233ZM236 174V173H235ZM257 174V173H256ZM262 174H264V173H262ZM43 175V174H42ZM42 175H38V176H42ZM102 175V174H101ZM186 175V174H185ZM188 175V174H187ZM190 175H191V173H190ZM190 175H189V177H190ZM237 175V174H236ZM235 175V176H236ZM239 175H241V171H240V174ZM260 175H261V173H260ZM15 176V175H14ZM109 176V175H108ZM122 176V175H121ZM172 176V175H171ZM205 176V175H204ZM219 176V175H218ZM243 176V175H242ZM258 175H256V177H257ZM3 177V176H2ZM23 177V176H22ZM119 177H120V175H119ZM134 177V176H133ZM184 177V176H183ZM234 177V176H233ZM238 177V176H237ZM236 177V178H237ZM240 177V176H239ZM249 177H251V176H249ZM260 176H258V178H259ZM261 177H264V176H261ZM4 178V177H3ZM79 178V177H78ZM181 178V177H180ZM192 178V177H191ZM218 178V177H217ZM219 178H221V177H219ZM5 179V178H4ZM16 179V178H15ZM141 179V178H140ZM235 179V178H234ZM252 179V178H251ZM251 179H250V182H251ZM254 179H255V177H254ZM253 179V180H254ZM11 180V183L13 184V186L15 185L16 186V184L18 183V182H16V180H13V179H10ZM13 180V181H12ZM82 180V179H81ZM111 180V179H110ZM178 180H179V178H178ZM177 180V181H178ZM227 181L226 182H228V183H225V184H229L230 182L232 183L231 185H229V188L231 189V190H235V188H236V183H237V180H235L236 181V183H234V180L232 181V180H228V178L226 179ZM239 180V179H238ZM244 180V179H243ZM253 180H252V182H253ZM6 181V180H5ZM9 181V180H8ZM122 182L124 181V180H121ZM126 181H131V177L128 175V176H125V182ZM137 181V180H136ZM163 180H161V182H162ZM165 181V180H164ZM163 181V182H164ZM213 181V180H212ZM247 181V180H246ZM258 181H260L259 179H258ZM257 181V182H258ZM14 182H16V183H14ZM77 182V181H76ZM121 182V183H122ZM145 182H147V181H145ZM171 181H169V183H170ZM192 182H193V180H192ZM239 182V181H238ZM251 182V183H252ZM256 182V181H255ZM261 182H264V180H262ZM261 182H260V184H261ZM5 183V182H4ZM3 183V184H4ZM7 183V182H6ZM78 183V182H77ZM86 183V182H85ZM109 183V182H108ZM133 183H135V182H133ZM151 183V182H150ZM160 183V182H159ZM169 183H168V185H169ZM209 183V182H208ZM221 183V182H220ZM247 184L246 185H248V183H249V181L248 182H246ZM254 183V182H253ZM8 184H10V183H8ZM8 184H7V187L6 188H8ZM97 184V183H96ZM127 184V183H126ZM149 184V183H148ZM210 184V183H209ZM222 184H224V183H222ZM224 184V185H225ZM240 184V183H239ZM256 184V183H255ZM5 185V184H4ZM78 185V184H77ZM86 185V184H85ZM125 185V184H124ZM132 185V184H131ZM147 185V184H146ZM161 185V184H160ZM176 185V184H175ZM224 185L222 186V185H212V187H209L207 190H205V197H204V199H200V201H198L199 199H194L193 197H192V193L188 190V188H190L189 186H190V182L188 181V177H184L183 179H181L180 180V184H179V187L177 186V188H178V190H181V192H182V197L180 196V198H182L181 200L184 202V204L185 203H187V205L185 204V210L186 211H188L190 214L194 211V212H196L199 208H201L202 207V204L203 205H206V204H210V203H212L213 201H217V200H219V198H221L222 196H223V191H224V189H225V187H224ZM245 185V184H244ZM246 185H245V187H246ZM253 185V184H252ZM97 186H99V185H97ZM111 186V185H110ZM114 186V185H113ZM165 186H166V184H165ZM171 186V185H170ZM172 186H173V183H172ZM240 186H242V185H240ZM261 186H264V185H261ZM261 186L259 187V188H261ZM16 187H18V188H16V189H18L19 190V188H21V187H19L18 185L16 186ZM81 187V186H80ZM80 187H79V190H81L80 189ZM100 187V186H99ZM164 187V186H163ZM194 187H195V185H194ZM257 187V186H256ZM11 188V187H10ZM15 188V187H14ZM112 188V187H111ZM134 188V187H133ZM135 188H136V186H135ZM141 188V187H140ZM165 188V187H164ZM200 188V187H199ZM243 188V187H242ZM250 189L249 190H252L251 189V187H249ZM253 188H255V187H253ZM258 188V187H257ZM256 188V189H257ZM258 188V189H259ZM12 189V188H11ZM128 189V188H127ZM195 189V188H194ZM261 189H264V188H261ZM261 189L259 190L261 193H262V191H264V190H262L261 191ZM10 190V189H9ZM13 190H15V189H13ZM87 190V189H86ZM106 190V189H105ZM240 190V189H239ZM244 190V189H243ZM242 190V191H243ZM19 191H20V193H19ZM18 191V193L19 194H21V189ZM77 191V190H76ZM82 191V190H81ZM80 191V192H81ZM85 191V190H84ZM129 191V190H128ZM131 191H134V189H131ZM130 191V192H131ZM137 191V190H136ZM141 191V190H140ZM226 191V190H225ZM237 191V190H236ZM256 192L258 191V190H255ZM258 191V192H259ZM9 192V191H8ZM16 192V191H15ZM24 192V194L25 193H28V192H25V191H23ZM22 192V193H23ZM83 192V191H82ZM129 192V198H128V200L129 199H131V206H132V208H134V207H137L138 209H140V211H141V213L144 215V223H145V226H146V230L148 231V232H151V231H153L154 230V228H157V226H158V224L159 223H162L163 224V222L164 223H166L167 221H169L170 222V217H169V215H167V214H165L163 211H165V210H168L169 212H170V215H172V217L173 218H178L179 217V211L177 210V209H173L172 208V206H166L165 204H157L156 202L159 200V198L160 199H162V197L163 198H165L166 199V195H163V194H157V193H155V191H154V195H153V193L151 192V194H149L150 195V198H148L147 196L145 197H143L142 195V197H140L138 194H136V192H135V194L134 193H130ZM240 192V191H239ZM248 192V191H247ZM251 192V191H250ZM259 192V193H260ZM14 193V192H13ZM17 193V192H16ZM99 193V192H98ZM163 193H165L164 191H163ZM241 193V192H240ZM245 193V192H244ZM255 192H254V189H253V192H252V194H254ZM19 194H16V195H19ZM29 194V193H28ZM77 194H78V192H77ZM155 194H157V195H155ZM166 194V193H165ZM179 194V193H178ZM237 194V193H236ZM251 194V195H252ZM262 194H264V193H262ZM261 194V195H262ZM8 195V194H7ZM30 196H31V194H29ZM28 195V196H29ZM94 195H95V193H94ZM120 195V194H119ZM175 195V194H174ZM238 195V194H237ZM248 194L246 193V195L245 194H243V196L245 197V196H247ZM250 195V194H249ZM248 195V196H249ZM258 195H260V194H258ZM257 195V197H260V196H258ZM21 196V195H20ZM20 196H18V198H19V200H18V202H17V199H15L16 197L13 195L12 197H14V199H13V203H14V200H15V203H17V206H18V203H19V201H20V203H19V206L20 205H22L21 203L23 202V206L25 207V205L26 204H28V203H26L25 204V202H28L27 200H23V198H24V196H21V198H22V200L20 199ZM79 196V195H78ZM225 196V195H224ZM223 196V197H224ZM239 196V195H238ZM243 196H241L240 195V197L242 198ZM254 195H252L251 197H253ZM255 196H256V194H255ZM32 197V196H31ZM30 197V198H31ZM178 197H179V195H178ZM197 197H199V196H197ZM197 197H195V198H197ZM250 197V199L251 200H255V199H252ZM29 198V197H28ZM27 197H26V199H28ZM30 198L28 199L29 200V202L31 203V200H30ZM32 198H35V197H32ZM37 198V197H36ZM78 198V197H77ZM79 198H80V196H79ZM147 198L149 199V200H147ZM202 198V197H201ZM245 198H247V197H245ZM249 198V197H248ZM255 198V197H254ZM261 198V197H260ZM100 199V198H99ZM229 199V198H228ZM249 199V200H250ZM258 200H259V198H257ZM262 199H264V195H262ZM1 200V199H0ZM35 200V199H34ZM79 200V199H78ZM180 200V199H179ZM234 200H235V198H234ZM246 200V199H245ZM249 200H246V201H248L249 202ZM251 200H250V202H251ZM261 200V199H260ZM25 201V202H24ZM164 201V200H163ZM175 201H177V200H175ZM240 202H242L243 204H245L246 203V201H242V200H239ZM239 201L238 202H236L234 205H239L238 203H239ZM262 201H264V200H261V202ZM12 202L10 203L11 204V206H12ZM35 202V201H34ZM33 202V199H32V204L34 203ZM36 202H38L37 201V199H36ZM80 202V201H79ZM79 202H77L78 204H79ZM165 202V201H164ZM179 202H181V201H179ZM183 202H182V204H183ZM226 202V201H225ZM224 202V203H225ZM157 204L156 206H160V207H157V208H152V204ZM160 203V202H159ZM176 203V202H175ZM178 203V202H177ZM229 203H230V201H229ZM252 203V202H251ZM2 204V203H1ZM9 204V203H8ZM39 204V202L37 203V205ZM40 204H41V207H43V203H41V201H40ZM39 204V205H40ZM181 204V206H183ZM223 204V203H222ZM232 204V203H231ZM230 204V205H231ZM253 204V203H252ZM259 204V203H258ZM31 205V204H30ZM30 205L28 206L27 205V207H30ZM169 205V204H168ZM178 204H176V206H177ZM246 205H247V203H246ZM261 205V204H260ZM18 206V207H19ZM22 206V207H23ZM32 206V205H31ZM76 206V205H75ZM77 206H79V205H77ZM166 206V207H165ZM180 206V205H179ZM222 206V205H221ZM9 207V206H8ZM13 207V206H12ZM27 207H25L24 209H22L21 207V209L19 208V210H21L22 212H20V213H22L23 214V211H24V216L25 217H27L28 218V216L30 215V211H32L35 207H33L32 209L31 208H27ZM65 207V206H64ZM64 207H59L60 209H62V210H64V212H62L61 211V217H62V219L63 220H67V219H69V214H68V212H66L65 211V209H64ZM216 207V206H215ZM228 207H230L229 205H228ZM227 207V208H228ZM251 207H253V205L251 206ZM7 207H5V209H6ZM11 208V207H10ZM38 208V209H37ZM39 208H40V206L39 207H36V209L37 210H39ZM117 208V207H116ZM177 208H179V207H177ZM182 208V207H181ZM245 208V207H244ZM256 208V207H255ZM12 209V208H11ZM10 209V210H11ZM15 209V208H14ZM41 209V208H40ZM180 209V208H179ZM202 209V208H201ZM212 209V208H211ZM230 209V208H229ZM262 209V208H261ZM36 210V211H37ZM78 210V209H77ZM113 210V209H112ZM181 210V209H180ZM219 210V209H218ZM233 210V209H232ZM237 210V209H236ZM252 210V209H251ZM258 210V209H257ZM260 210V209H259ZM35 211V210H34ZM123 211V210H122ZM139 211V210H138ZM178 211V212H177ZM185 211V212H186ZM222 211V210H221ZM221 211H219V215H215V214H211L212 216H210L209 214L208 215H205V216H203V217H201L200 219H198V220H190V221H192V222H190V225H189V235H190V237H191V239L193 240V238L192 237H194L193 236V234L194 233H197V232H199L201 235H203V236H205L206 238H210L209 239V247L207 248L208 249V251L209 252H216V251H218V253L219 254H221V255H217L216 254V257L218 258V257H225V258H229V257H232L231 256V253H232V250L233 249H238V248H234V246H236L238 243H240V240H241V236H240V233H239V231L237 230V229H235V228H229V224H223L222 222H223V220L224 221H228L230 218L231 219H234V218H236V215L234 214V213H232L230 210H226L225 211V209L223 210L224 212L223 213H221ZM235 211V210H234ZM33 212V211H32ZM78 212H79V210H78ZM93 212V211H92ZM156 212H159V215L158 216H155L154 214L156 213ZM181 212V211H180ZM185 212L183 213L184 214V217H185ZM202 212H203V210H202ZM201 212V213H202ZM207 212V211H206ZM212 212V211H211ZM257 213H256V215L259 213L258 211H256ZM7 213V212H6ZM37 213H39V211L37 212ZM64 213V214H63ZM91 213V212H90ZM94 213H97V212H94ZM168 213V212H167ZM199 213H200V211H199ZM244 213H245V211H241L240 213L238 212V214H239V216H240V214H242V215H244ZM262 213H264V212H262ZM8 214V213H7ZM182 214V213H181ZM197 214V213H196ZM10 215V214H9ZM40 215L41 214H39V216L38 217H40ZM59 215V214H58ZM103 215V214H102ZM153 215V218L151 217V216ZM188 215V214H187ZM187 215H186V217H187ZM259 215H260V213H259ZM16 216V215H15ZM22 216V215H21ZM35 216V215H34ZM37 216V215H36ZM43 216V215H42ZM48 217H50V214L49 215H47ZM77 216H78V213H77ZM82 216V215H81ZM180 216H183V215H180ZM189 216V215H188ZM195 216V215H194ZM198 216V215H197ZM260 216H262V215H260ZM4 217V216H3ZM20 217V216H19ZM44 217L46 218V214H44ZM85 217V216H84ZM120 217V216H119ZM185 217V218H186ZM190 217V216H189ZM189 217H187V218H189ZM241 217V216H240ZM32 218V217H31ZM31 218H29V219H31ZM99 218H101V217H99ZM194 218V217H193ZM199 218V217H198ZM237 218H239V217H237ZM261 219L262 218H264V217H260ZM259 218V219H260ZM46 219H48V222H49V220L51 219V218H46ZM77 219H78V217H77ZM153 219V220H152ZM2 220V219H1ZM0 220V221H1ZM22 220V219H21ZM38 220V219H37ZM40 220H42V217H41V219ZM39 220V221H40ZM45 219H43V221H44ZM52 220V219H51ZM50 220V221H51ZM79 220V219H78ZM140 220V219H139ZM177 220V219H176ZM257 220V219H256ZM46 221V220H45ZM44 221V222H45ZM131 221V220H130ZM129 221V222H130ZM174 221V220H173ZM252 221H253V219H252ZM262 221H264V220H262ZM261 220H260V222H262ZM37 222V221H36ZM176 222V221H175ZM186 222V221H185ZM247 222H248V220H247ZM255 222V221H254ZM49 223H51V222H49ZM54 223V222H53ZM64 223V222H63ZM87 223V222H86ZM158 223V224H157ZM189 223V222H188ZM262 223H264V222H262ZM37 224V223H36ZM131 224V223H130ZM129 224V225H130ZM177 224V223H176ZM244 224H245V222H244ZM252 224H254V223H252ZM256 224V223H255ZM38 225H39V223H38ZM52 225V224H51ZM62 225V224H61ZM95 225V224H94ZM161 225V224H160ZM178 225H179V222H178ZM184 225V224H183ZM182 225V226H183ZM187 224L185 223V226H186ZM242 225V224H241ZM262 225V224H261ZM261 225H259V227L261 226ZM4 226V225H3ZM2 226V227H3ZM39 226H41V224L39 225ZM80 226V224H78V227ZM162 226V225H161ZM160 226V227H161ZM253 226V225H252ZM258 226V225H257ZM42 227H43V225H42ZM85 226L83 225V228H82V236H83V238H86V237H88L87 236V233H88V231L89 230H86V228H84ZM86 227H87V225H86ZM113 227V226H112ZM135 227V226H134ZM176 227V226H175ZM26 228V227H25ZM55 228V227H54ZM102 228V227H101ZM159 228V227H158ZM227 228H229V229H227ZM243 228V227H242ZM262 228V230H264V226H262L261 227ZM94 229V228H93ZM179 229H181V227L179 228ZM178 229V230H179ZM223 229H225V230H223ZM247 229V228H246ZM253 229H254V227H253ZM1 230H2V228H1ZM0 230V231H1ZM30 230V229H29ZM35 230V229H34ZM37 230V229H36ZM40 230H41V228H40ZM87 232H86V231ZM221 230H223L222 231V233H220L221 232ZM11 231V230H10ZM38 231H39V229H38ZM81 231V230H80ZM93 231V230H92ZM220 231V232H219ZM104 232H105V230H104ZM103 232V233H104ZM135 232V231H134ZM154 232V231H153ZM216 232H219L220 233V236H217L216 238H214V237H212V235L214 234V233H216ZM241 232V231H240ZM257 232V230L255 231V233ZM260 232V231H259ZM12 233V232H11ZM36 233V232H35ZM80 233V232H79ZM137 233V232H136ZM179 233V232H178ZM178 233H172V236L174 235L175 236V234H177L178 235ZM246 232H244V234H245ZM253 233V232H252ZM262 233H264V232H262ZM261 233V234H262ZM8 234V233H7ZM99 234V233H98ZM185 234V233H184ZM198 234V233H197ZM247 234V233H246ZM246 234H245V236H246ZM30 235H32V234H30ZM64 235H65V233H64ZM79 235V234H78ZM140 235V234H139ZM176 235V236H177ZM262 235H264V234H262ZM261 235V236H262ZM91 236V235H90ZM103 236V235H102ZM122 236V235H121ZM173 236V240H175V237ZM179 237H180V235H178ZM177 236V237H178ZM257 236V235H256ZM258 236H259V234H258ZM80 237V236H79ZM176 237V238H177ZM179 237H178V239H176V240H180L179 239ZM198 237H199V235H198ZM197 237V238H198ZM219 237V238H218ZM2 238V237H1ZM13 238V237H12ZM35 239H36V237H34ZM139 238V237H138ZM142 238V237H141ZM195 238V237H194ZM196 238V239H197ZM201 238V237H200ZM11 239V238H10ZM9 239V240H10ZM79 239V238H78ZM154 239V238H153ZM27 240V239H26ZM23 241L24 243H23V245L24 244H26V246H27V241ZM82 240H84V239H82ZM175 240V241H176ZM15 241V240H14ZM44 241V240H43ZM171 241H172V237H171ZM175 241H173V242H175ZM181 241V240H180ZM179 241V242H180ZM31 242V241H30ZM92 240L90 239L89 241L87 240L86 241V244L83 242V250H81L82 252L81 253H83V256L84 257H82V259H84V258H86V257H88L89 255H95V257H96V252H94L95 251V245H92ZM172 242V243H173ZM42 243V242H41ZM40 243V251L39 252H42V251H45L46 250V247L44 246V245H42ZM80 243V241H78V244ZM82 243V242H81ZM176 243H178V241L176 242ZM176 243L174 244V246H177L176 245ZM22 244V243H21ZM37 244V243H36ZM39 244V243H38ZM37 244V245H38ZM261 244V243H260ZM46 245V244H45ZM80 245V244H79ZM138 245V244H137ZM242 245V244H241ZM241 245H238V246H241ZM6 246V245H5ZM25 246V245H24ZM25 246V247H26ZM173 246V245H172ZM238 246H236V247H238ZM25 247H23V249L25 248ZM79 247V246H78ZM132 247V246H131ZM27 248V247H26ZM34 248L36 249V247L34 246ZM48 248V247H47ZM82 248V247H81ZM27 249H29V250H33L32 248L30 249V248H27ZM38 249H39V247H38ZM180 249V248H179ZM205 249V248H204ZM243 249V248H242ZM247 249V248H246ZM26 250V249H25ZM25 250H23V251H25ZM29 250H26L25 251V254L24 255H26V257H28V258H30L31 260L32 259H34V258H36L35 257V255H39V254H41V253H39V254H37V249L35 250V251H33V252H35V254H32ZM48 250V249H47ZM47 250H46V252H47ZM78 250H80V248H78ZM171 250V249H170ZM248 250V249H247ZM261 253H262V256H261V258L260 259H262V258H264V247H261V248H259L258 249ZM119 251V250H118ZM147 251V250H146ZM193 251V250H192ZM234 251V250H233ZM241 251H244V250H241ZM5 252H7V251H5ZM4 252V254H6ZM140 252V251H139ZM194 252V251H193ZM206 252V251H205ZM248 252V251H247ZM23 253V252H22ZM79 253V252H78ZM3 254V253H2ZM201 254V253H200ZM202 254H204V252L202 253ZM215 254V253H214ZM227 254V255H226ZM236 254V253H235ZM13 255V254H12ZM44 254H42L41 255V257H45V256H43ZM79 255H80V253H79ZM78 255V256H79ZM119 255H120V253H119ZM129 255V254H128ZM134 255V254H133ZM133 255L131 256V257H133ZM209 255V254H208ZM233 255V254H232ZM2 256V255H1ZM6 256V255H5ZM82 256V255H81ZM126 256V255H125ZM9 257V256H8ZM124 257V256H123ZM137 257V256H136ZM186 257V256H185ZM22 258V257H21ZM40 258V257H39ZM39 258H37L38 260H39ZM78 258H80V257H78ZM125 258V257H124ZM146 258V257H145ZM150 258V257H149ZM216 258V259H217ZM248 258V257H247ZM9 259V258H8ZM37 259H34V260H37ZM41 259V258H40ZM57 259V258H56ZM54 260V262H55V264H61V262L59 261V260ZM128 259V258H127ZM130 259V258H129ZM128 259V260H129ZM182 259V258H181ZM185 259V258H184ZM232 260H233V258H231ZM248 259H250V258H248ZM248 259H246V257H244V256H239L238 255V257L237 258H235L232 262H231V264H248ZM114 260V259H113ZM141 260V259H140ZM150 260V259H149ZM171 260V259H170ZM221 260H222V258H221ZM253 260V259H252ZM251 260V261H252ZM1 261H3V260H1ZM0 261V262H1ZM14 261V260H13ZM12 261V262H13ZM24 261V260H23ZM40 261H42V260H40ZM80 261V260H79ZM145 261V260H144ZM147 261L148 260H146V263H147ZM261 261H264V260H261ZM4 262V261H3ZM215 262V261H214ZM258 262V261H257ZM10 263V262H9ZM26 263V262H25ZM44 263V262H43ZM122 263V262H121ZM142 263H143V260H142ZM148 263H150V262H148ZM218 263V262H217ZM220 263V262H219ZM230 263V262H229ZM11 264V263H10ZM131 264H132V262H131ZM136 264V263H135ZM168 264V263H167ZM258 264H259V262H258ZM262 264V263H261Z\"/></svg>",
    "mask_w": 264,
    "mask_h": 264
}]
</instances>
